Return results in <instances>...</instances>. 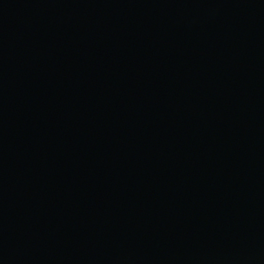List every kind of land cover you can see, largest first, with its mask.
<instances>
[{"label":"water","instance_id":"obj_1","mask_svg":"<svg viewBox=\"0 0 264 264\" xmlns=\"http://www.w3.org/2000/svg\"><path fill=\"white\" fill-rule=\"evenodd\" d=\"M0 264H264V0H0Z\"/></svg>","mask_w":264,"mask_h":264}]
</instances>
